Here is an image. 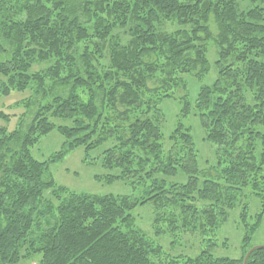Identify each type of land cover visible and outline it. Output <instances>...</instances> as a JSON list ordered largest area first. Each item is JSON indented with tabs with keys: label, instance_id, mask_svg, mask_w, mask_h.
Here are the masks:
<instances>
[{
	"label": "trees",
	"instance_id": "1",
	"mask_svg": "<svg viewBox=\"0 0 264 264\" xmlns=\"http://www.w3.org/2000/svg\"><path fill=\"white\" fill-rule=\"evenodd\" d=\"M209 41L217 77L191 103L183 76L208 74ZM176 89L164 148L159 105ZM12 91L30 94L10 107L17 116L0 108V120L16 119L0 126V264H243L264 214V0H0V98ZM192 111L216 146L206 169L181 122ZM51 131L61 147L37 160L31 150ZM78 147L108 182L145 196L57 185L49 164ZM245 191L260 199L253 218ZM147 202L152 236L198 233L195 256L167 254L136 225L132 211ZM236 208L241 255L214 256ZM246 264H264V248Z\"/></svg>",
	"mask_w": 264,
	"mask_h": 264
},
{
	"label": "rangeland",
	"instance_id": "2",
	"mask_svg": "<svg viewBox=\"0 0 264 264\" xmlns=\"http://www.w3.org/2000/svg\"><path fill=\"white\" fill-rule=\"evenodd\" d=\"M241 5L245 7L246 2L242 1ZM160 28L164 31H171L175 26L170 25V23H163L160 25ZM211 30L214 34L216 33V29L212 24ZM207 47V58L210 64L208 74L201 80L188 74L183 76L187 85L188 99L191 103H194L200 86L212 84L217 77V68L215 66L217 48L212 41L207 42ZM35 68L37 69L38 67ZM149 86L151 87L152 84L150 83ZM29 94V91H12L10 95L0 98V108L7 113H14L17 116L22 110H9L10 107H12L15 102L28 97ZM183 95V90L176 89L171 98L163 99L159 105L164 113V118L161 122L164 148L170 145L168 136L179 120L178 114L181 107L180 97ZM181 122L185 126L190 127L191 136L197 150L199 168L206 169L208 165L215 162L216 146L205 140V131L199 122L197 113L192 111L187 117L181 118ZM15 124L16 119L11 120L10 123L0 120V126L8 127L10 130L14 128ZM62 142L63 138L56 131H51L47 135L41 137L39 142L32 148V155L37 160L43 161L47 159L50 154L57 151L61 147ZM101 149L93 151L91 156L94 157L100 154ZM83 155V147H78L68 153L60 162L49 164V173L57 185L64 186L77 192H89L100 195H132L133 198L138 200H141L145 196L143 187L132 190L127 182H108L102 177L108 172L101 167L100 163L97 160L83 163ZM96 176H101V178L97 179ZM242 202L248 205L249 214L253 218L260 209V199L250 192L245 191ZM238 213V208L231 211L227 221L219 228L216 236L217 246L211 250L214 256L228 258L240 257L241 240L244 230L238 222ZM132 215L136 225L145 231L156 243L160 244L167 254L195 256L203 247V244L200 243V236L198 233H184L178 239H173L169 234H162L158 237L152 236L153 206L150 202L137 205L133 209ZM251 245H264V214L260 226L252 237ZM23 264H37V262L36 260H25Z\"/></svg>",
	"mask_w": 264,
	"mask_h": 264
},
{
	"label": "water",
	"instance_id": "3",
	"mask_svg": "<svg viewBox=\"0 0 264 264\" xmlns=\"http://www.w3.org/2000/svg\"><path fill=\"white\" fill-rule=\"evenodd\" d=\"M259 248H264V245H256V246H253L245 255L244 259H243V264H246V261L249 257V255L256 249H259Z\"/></svg>",
	"mask_w": 264,
	"mask_h": 264
}]
</instances>
